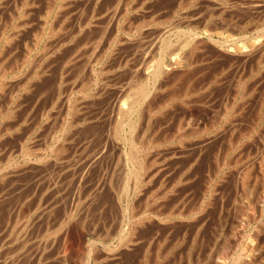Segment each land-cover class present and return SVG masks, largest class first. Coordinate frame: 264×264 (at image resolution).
Listing matches in <instances>:
<instances>
[{"label":"rangeland","instance_id":"1","mask_svg":"<svg viewBox=\"0 0 264 264\" xmlns=\"http://www.w3.org/2000/svg\"><path fill=\"white\" fill-rule=\"evenodd\" d=\"M263 46L264 0H0V264H264Z\"/></svg>","mask_w":264,"mask_h":264},{"label":"bare ground","instance_id":"2","mask_svg":"<svg viewBox=\"0 0 264 264\" xmlns=\"http://www.w3.org/2000/svg\"><path fill=\"white\" fill-rule=\"evenodd\" d=\"M68 2H69V1H68ZM26 3H27V2H26ZM92 3H93V1H92ZM27 4H28V3H27ZM62 5H63V4H62ZM80 12H81V11H80ZM22 15H23V14H22ZM84 20H85V19H84ZM79 21H80V20H79ZM99 28H100V27H99ZM37 34H38V33H37ZM101 34H102V33H101ZM84 36H85V35H84ZM86 41H87V40H86ZM59 43H60V42H59ZM93 43H94V42H93ZM48 45H49V44H48ZM82 46H83V45H82ZM49 47H50V46H49ZM263 47H264V46H263ZM263 47H262V48H263ZM241 48H243V47H241ZM245 48H246V47H245ZM259 48H260V47H259ZM256 49H257V48H256ZM256 49H253V48H252V49H248V50H240V51H239L240 54H238V55H239L240 57H241V55H242L244 60L246 59L245 56H246L247 58H248V57H249V58L251 57V58L253 59L254 55H255V54L257 55V52H258V50H256ZM260 50H261V49H260ZM260 50H259V51H260ZM71 51H72V50H71ZM261 51H262V50H261ZM77 52H78V51H77ZM259 53H260V52H259ZM231 54H234V53H231ZM189 55H190V54H189ZM235 55H236V54H235ZM256 55H255V58H257L259 54H258L257 56H256ZM230 56H231V55H230ZM233 56H234V55H233ZM239 56H238L237 58H239ZM260 56H261V55H260ZM5 57H6V56H5ZM180 58H181V57H180ZM261 58H262V57H261ZM239 59H240V58H239ZM233 60H234V59H233ZM240 60H241V59H240ZM244 60H242L243 63H244ZM255 60H256V59H255ZM59 61H60V60H59ZM238 61H239V60H238ZM247 61H248V60H247ZM250 61H251V60L249 59V62H250ZM253 61H254V60H253ZM257 61H258V60H257ZM259 61L261 62V60H259ZM259 61H258V63H257L258 65L260 64ZM263 61H264V60H263ZM254 62H255V61H254ZM59 64H60V63H59ZM236 64H237V62H236ZM236 64H235V65H236ZM253 64L255 65V63H253ZM219 65H222V64H219ZM254 65H253V67H254ZM55 66H56V65H55ZM223 66H224V65H223ZM228 66H229V65H228ZM240 66H242V64H240ZM240 66H239V68H241ZM246 66H247V65H246ZM76 67H77V66H76ZM249 67H250V66H249ZM255 67H256V66H255ZM219 68H220V67H219ZM219 68H217V69L219 70ZM221 68H222V67H221ZM250 68H251V67H250ZM236 69H237V68H236ZM241 69H242V68H241ZM263 69H264V68H263ZM229 70H230V69H229ZM242 70H245V69H242ZM242 70H241V71H242ZM251 70H252V69H250V71H249L250 73H251ZM30 71H31V70H30ZM235 71H236V70H235ZM235 71L233 72L234 75H235ZM239 71H240V70H239ZM241 71H240V74L243 75V71H242V72H241ZM252 72H253V71H252ZM236 73H238V70H237ZM250 73H248V75H250ZM258 73H260V72H258ZM218 74H220V72H218ZM251 74H252V73H251ZM262 74H263V73H262ZM216 75H217V74H216ZM222 75H223V73H222ZM222 75H221V76H222ZM227 75H228V74H227ZM255 75H256V74H255ZM263 75H264V74H263ZM236 76H237V75H236ZM229 77H230V76H229ZM240 77H241V75H239V78H240ZM217 78H218V77H217ZM221 78H222V77H221ZM235 78H236V77H235ZM241 78H242V77H241ZM241 78L239 79V81H240V80L242 81ZM224 79H225V78H224ZM229 79H230V78H229ZM231 79H232V76H231ZM233 79H234V77H233ZM252 79H254V78H252ZM226 80H227V79H226ZM226 80H225V81H226ZM217 81L219 82V80H217ZM229 81H230V80H229ZM235 81H236V79H235ZM235 81H234V82H235ZM239 81H238V82H239ZM241 81H240V82H241ZM254 81H255V80H254ZM258 81H259V80H258ZM57 82H58V81H57ZM222 82H223V81H222ZM232 82H233V81H232ZM232 82H231V84H232ZM234 82H233V83H234ZM261 82H262V81H261ZM224 83H225V82H224ZM227 83H228V82H227ZM248 83H249V82H248ZM262 83H263V82H262ZM142 84H143V83H142ZM219 84H220V83H219ZM238 84H239V83H237L236 85H238ZM232 85H233V84H232ZM239 85H240V84H239ZM252 85H253V84H252ZM257 85H258V84H257ZM257 85H256V86H257ZM223 86H224V84H223ZM226 86H227V85H226ZM234 86H235V83H234ZM242 86H243V85H242ZM258 86H259V85H258ZM261 86H262V85H261ZM0 87H1V86H0ZM147 87H148V86H147ZM152 87H153V86H152ZM164 87H165V86H164ZM208 87H209V86H208ZM86 88H87V87H86ZM157 88H158V87H157ZM231 88H232V87H231ZM253 88H254V87H253ZM262 88H264V87H262ZM222 89H223V88H222ZM228 89H229V88H228ZM232 89H233V88H232ZM234 89H235V88H234ZM257 89H258V88H257ZM223 91H225V90L223 89ZM231 91H232V90H231ZM236 91H237V89H236ZM259 91H260V90H259ZM261 91H262V90H261ZM263 91H264V90H263ZM223 93H224V92H223ZM248 93H249V92H248ZM4 94H5V93H4ZM135 94H136V93H135ZM139 94H140V93H139ZM259 94H260V93H259ZM232 95H233V94H232ZM234 95H236V94H234ZM234 95H233V97H234ZM136 96H137V95H136ZM227 96H228V95H227ZM229 97L231 98V95H229ZM151 98H152V97H151ZM248 98H249V97H248ZM257 98H258V97H257ZM144 99H145V98H144ZM146 99H147V98H146ZM133 100H134V99H133ZM229 100H230V99H229ZM135 101H136V100H135ZM226 101H227V99H226ZM237 101H238V100H237ZM260 101H261V100H260ZM142 103H143V102H142ZM144 103H145V102H144ZM218 103H219V102H218ZM161 105H162V104H161ZM221 105H222V104H221ZM224 105H225V104H224ZM226 105H227V104H226ZM227 106H228V105H227ZM222 107H223V106H222ZM225 107H226V106H225ZM84 109H85V108H84ZM223 109H224V111H225L226 108H223ZM152 110H153V109H152ZM76 111H77V110H76ZM132 111H133V110H132ZM129 112H130V111H129ZM129 112H128V113H129ZM236 112H237V111H236ZM128 113H127V114H128ZM229 113H230V112H229ZM82 114H83V112H82ZM85 114H86V113H85ZM220 114H221V113H220ZM231 114H232V113H231ZM231 114H230V115H231ZM227 117H228V116H227ZM120 118H121V117H120ZM207 118H208V117H207ZM127 120H128V119H127ZM224 120H225V119H224ZM229 120H230V119H229ZM71 121H72V120H71ZM138 121H139V120H138ZM131 122H132V121H131ZM226 123H227V122H226ZM121 124H122V123H121ZM235 124H236V123H235ZM131 125H132V124H131ZM228 125H229V124H228ZM122 126H124V125H122ZM129 126H130V124H129ZM228 128H230V127H228ZM235 128H236V127H235ZM128 130H129V129H128ZM226 130H227V129H226ZM7 131H8V130H7ZM16 131H17V130H16ZM147 131H148V130H147ZM230 131H231V130H230ZM258 131H259V130H258ZM202 132H203V131H202ZM214 133H215V132H214ZM193 134H194V133H192V135H193ZM8 135H9V134H8ZM230 135H231V134H230ZM136 137H137V136H136ZM199 137H200V136H199ZM199 137H198V138H199ZM141 138H142V137H141ZM258 138H259V137H258ZM129 139H130V137H129ZM68 140H69V139H68ZM28 141H29V140H28ZM126 144H127V143H126ZM145 144H146V143H145ZM180 145H181V144H180ZM208 145H209V144H208ZM129 146H130V145H129ZM131 146H132V145H131ZM142 146H143V145H142ZM145 146H147V145H145ZM26 147H27V146H26ZM75 147H76V146H75ZM58 148H60V147H58ZM131 148H132V147H131ZM133 148H134V147H133ZM47 149H48V148H47ZM129 149H130V147H129ZM252 149H253V148H252ZM54 150H55V149H54ZM62 150H63V149H62ZM68 150H69V149H68ZM39 151H40V150H39ZM122 151H123V150H122ZM132 151H135V149L132 150ZM40 152H41V151H40ZM253 154H254V153H253ZM60 155H61V154H60ZM123 155H124V154H123ZM144 155H145V154H144ZM262 155H264V154H262ZM64 156H65V155H64ZM128 156H129V155H128ZM146 156H147V154H146ZM142 157H143V156H142ZM57 159H58V158H57ZM129 159H130V158H129ZM59 160H60V159H59ZM140 160H141V159H140ZM260 160H262V159H260ZM37 161H38V160H37ZM257 161H258V160H257ZM261 162L263 163V165L260 164L262 167H261L259 164H258V165H259V169H260V168L262 169V170H260V174H261V173L263 174V172H264V161L262 160V161H260V163H261ZM133 163H134V162H133ZM133 163H132V164H133ZM148 163H149V162H148ZM39 164H40V163H39ZM55 166H56V165H55ZM69 166H70V165H69ZM243 166H244V165H243ZM37 168H38V167H37ZM244 168H245V167H244ZM44 169H45V168H44ZM245 169H246V168H245ZM66 170H67V169H66ZM53 171H54V170H53ZM57 171H58V170H57ZM262 171H263V172H262ZM127 172H128V171H127ZM240 172H241V171H240ZM237 173H238V172H237ZM243 173H244V172H243ZM246 173H247V172H246ZM258 173H259V172H258ZM240 175H241V174H240ZM246 175H247V174H245V175L243 176V178H240V179H242V181H240V184H241V185H243L244 181L246 182V180H245V177H247ZM38 176H39V175H38ZM238 176H239V175H238ZM262 176H264V174H263ZM41 177H42V176H41ZM135 177H136V176H135ZM147 177H148V176H147ZM240 177H242V175H241ZM30 178H31V177H30ZM127 178H128V177H127ZM32 179H33V178H32ZM36 179H37V178H36ZM236 179H238V178H236ZM246 179H247V178H246ZM29 183H30V182H29ZM102 183H103V182H102ZM263 184H264V183H263ZM241 185H239V186H241ZM245 185H246V183H245ZM245 185H244V186H245ZM27 186H28V185H27ZM34 186H35V185H34ZM244 186H242V187H244ZM242 187H241V188H242ZM121 188H122V186H121ZM109 190H110V189H109ZM243 190H244V189H243ZM94 192H95V191H94ZM127 192H128V191H127ZM238 193H239V192H238ZM120 194H121V193H120ZM240 194H241V193H240ZM8 196H9V195H8ZM80 196H81V195H80ZM119 196H120V195H119ZM22 197H23V196H22ZM18 200H19V199H18ZM2 201H3V200H2ZM91 201H92V200H91ZM57 202H58V201H57ZM252 203H253V202H252ZM100 204H101V203H100ZM59 205H60V204H59ZM255 205H256V204H255ZM32 207H34V206H32ZM39 207H40V206H39ZM258 207H259V206H258ZM30 208H31V207H30ZM45 208H46V207H45ZM39 209H40V208H39ZM41 209H42V208H41ZM191 209H192V208H191ZM42 210H43V209H42ZM37 212H38V211H37ZM170 212H171V211H170ZM170 212H169V213H170ZM179 212H180V211H179ZM233 212H234V211H233ZM49 213H50V212H49ZM158 213H159V212H158ZM18 214H19V213H18ZM178 214H179V213H178ZM156 215H157V214H156ZM42 216H43V215H42ZM129 216H130V215H129ZM133 216H135V215H133ZM174 216H175V215H174ZM246 216H247V215H246ZM2 218H3V217H2ZM36 219H37V218H36ZM86 220H87V219H86ZM33 221H34V219H33ZM60 221H61V220H60ZM185 221H186V220H185ZM254 221H255V220H254ZM2 222H3V221H2ZM61 222H62V221H61ZM81 222H82V221H81ZM81 222H80V223H81ZM190 222H191V221H190ZM58 223H59V222H58ZM55 225H56V224H55ZM193 225H194V224H193ZM5 227H7V226H5ZM258 228H259V227H258ZM0 230H1V229H0ZM8 230H9V229H8ZM130 232H131V231H130ZM132 232H133V231H132ZM127 233H128V232H127ZM5 234H6V233H5ZM131 234H132V233H131ZM0 235H1V234H0ZM3 236H4V235H3ZM8 236H9V235H8ZM44 236H45V235H44ZM1 237H2V236H1ZM11 237H12V236H11ZM2 238H3V237H2ZM66 239H68V238H66ZM42 240H43V239H42ZM11 242H12V241H11ZM70 243H71V242H70ZM58 245H59V244H58ZM172 246H173V245H172ZM245 247H246V246H245ZM75 248H76V247H75ZM3 249H4V248H3ZM5 249H6V248H5ZM249 249H250V247H249ZM249 249H248V250H249ZM253 249H254V248H253ZM14 250H15V249H14ZM146 250H147V249H146ZM243 250H244V249H243ZM251 251H252V250H251ZM251 253H252V252H251ZM1 254H2V253H1ZM28 254H29V253H28ZM247 254H248V253H247ZM2 255H3V254H2ZM17 255H18V254H17ZM11 256H12V255H11ZM24 256H25V255H24ZM236 256H237V255H236ZM245 259H246V258H245ZM3 260H5V259H3ZM6 260H7V259H6ZM216 260H217V259H216ZM24 261H25V260H24ZM231 262H232V261H231ZM236 262H237V261H236ZM236 262H235V263H236ZM14 263H15V262H14ZM197 263H198V262H197ZM211 263H212V262H211ZM216 263H217V264H225L224 262H222V260H221V261H217ZM256 263H257V262H256ZM230 264H231V263H230ZM232 264H233V263H232ZM260 264H261V263H260Z\"/></svg>","mask_w":264,"mask_h":264}]
</instances>
